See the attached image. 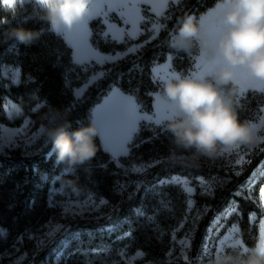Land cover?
Segmentation results:
<instances>
[{
	"label": "trees",
	"instance_id": "16d2710c",
	"mask_svg": "<svg viewBox=\"0 0 264 264\" xmlns=\"http://www.w3.org/2000/svg\"><path fill=\"white\" fill-rule=\"evenodd\" d=\"M214 3L215 0H183L180 5H170L157 38L141 51L107 65L104 70L108 75L90 86L80 100L75 98V89L85 80L74 81L80 69L73 61V49L61 35L32 18L34 3L23 4L12 21L13 26L43 27L45 35L31 47L11 41L0 42V123L20 127L28 118L34 128H39L46 123L43 116L50 107L64 108L70 113L72 127L69 131H72L90 121L93 107L114 87L133 96L141 112L152 113L153 95L162 88L153 80L152 68L171 56L172 69L189 75L199 56L196 48L191 54H185L169 47L178 21L186 14L199 17ZM98 23L100 20L89 24L92 44L104 54L124 51L126 45L123 43L104 42L95 33ZM6 27H0V32ZM4 67L19 70L17 85L8 84L2 78ZM238 99L240 119L257 121L261 115L258 109L264 108V94L248 90ZM7 100L22 110V115L12 121L5 116ZM165 125L146 127L142 124L129 154L118 161L103 148L97 137L95 158L75 175L62 171L64 166L57 163L50 144L43 152L32 156L20 150L0 153V229L6 232L4 238L0 237V264H6L4 255L22 242L25 249L30 250L33 243L27 239V233L57 218L56 211L49 205L51 182L56 177L65 182L72 180L71 187L82 195L105 200L111 211L97 221L68 223L36 255L32 264H126L121 257L123 251L128 255L143 254V260L135 264H209L217 239L233 224L239 226L244 246H254L259 238V221L264 217L257 203L264 185V172L261 171L264 169V143L250 157V163L236 170L225 168L220 161L210 164L205 159L199 168L167 161L153 166L142 176L130 173L129 169L134 166L165 160L172 147ZM238 170L239 175L236 174ZM175 176L191 181L195 188V208L202 211L186 261L168 259L171 234L183 222L188 210L186 192L178 185L161 183ZM199 180L211 185L209 193L203 192ZM217 218L219 224H216Z\"/></svg>",
	"mask_w": 264,
	"mask_h": 264
},
{
	"label": "clouds",
	"instance_id": "9594fccd",
	"mask_svg": "<svg viewBox=\"0 0 264 264\" xmlns=\"http://www.w3.org/2000/svg\"><path fill=\"white\" fill-rule=\"evenodd\" d=\"M90 2L35 0L31 15L49 31L58 32V25L71 27L81 19ZM22 6L23 0H0V27L7 25L0 32V42L31 47L45 35L43 27L13 26ZM209 18L215 26L205 31ZM168 44L185 54L198 49L208 61V71L203 77L176 73L157 93L174 109L165 125L172 145L165 159L174 165L199 168L202 160L217 159L221 149H253L264 143L260 127L241 120L238 113L244 74L252 82L264 81V0H215L199 17L183 16ZM69 115L67 109L50 107L41 131L57 163L64 166L62 171L75 175L95 158L100 130L90 120L69 131ZM66 183L71 186L73 181ZM209 264H264V249L259 241L242 249H218Z\"/></svg>",
	"mask_w": 264,
	"mask_h": 264
},
{
	"label": "rangeland",
	"instance_id": "374dc122",
	"mask_svg": "<svg viewBox=\"0 0 264 264\" xmlns=\"http://www.w3.org/2000/svg\"><path fill=\"white\" fill-rule=\"evenodd\" d=\"M28 2H32L35 4V0H28ZM28 2H26V3H28ZM106 7L107 6H105V8ZM140 7L142 9L143 15H145L146 17H149V16L154 17V13L151 12L150 10H148L149 9L148 5H141ZM167 9H165V12L167 11ZM109 18H110V21L116 23L118 27H124V28H130L131 27L130 25H123V23L119 20L118 14H116V13H110ZM163 18L164 17L160 18V22L163 21ZM97 20H100V23H98V25L95 27V30H94L95 33H97L98 36L102 40H104V42H106L108 40L113 41L111 39V36H109L107 39H104L101 36V32L106 30V25L103 24V18L102 17H95V18H93L87 22L86 29H85V32L87 34L86 35V41H87L88 46L92 50L99 52L101 55H115L116 53L115 54L101 53L92 44V42H91L92 33L90 30L89 24L92 21H97ZM102 26L104 28L101 30ZM214 26H215L214 22L209 18L205 22L204 30L205 31H212ZM149 27H150V24H142L141 25L142 29H147ZM56 33L61 35L62 38L67 42V44L73 49V61H74L75 65L80 69V71L76 73L74 81L77 82V81H80L81 79L85 80L84 84L81 87H78L75 89V91H76L75 92V98L80 100L83 97V95L85 94V92L87 91V89L90 86H92L93 84L97 83L98 80L101 79V78H99L95 82H93L92 76L94 74H99V72L104 70V68L107 65L115 64L116 62L120 61L121 59L116 60V61L106 62L103 66L97 65L94 60L89 61L88 62L89 71L87 73H85L82 71V68L84 67V65H79L76 63L77 48L70 41V39L65 35L64 31H60V32H56ZM158 34H155L156 38H157ZM142 36H145L144 39L142 41H138L139 38ZM148 36H149L148 32L145 31L144 34L139 36L136 41H127V38H126V42L123 43L124 45H126V48L124 51L127 50V47L129 46V44L143 42V41H145V39ZM151 41H153V40H151ZM124 51H121V52H124ZM166 63H167V60L164 63L159 64V65H164ZM197 64H201V68L198 69L196 67ZM205 65H208V61L206 58L202 57L199 53V56L196 58L194 68L190 72L189 75H192L193 73H197V72H203ZM156 67H157V65H155L152 68V78H153V80L158 82L162 87L163 82L165 80L171 78L170 74L174 70L171 67L170 69H168L166 71H161L159 73V75H157V73H155L153 71V69ZM174 72L177 73L176 71H174ZM1 75H2V78L8 84H11V85H17L20 81L19 70L16 68H13V67H4L2 69ZM14 78L16 80H18V82H13ZM162 78H167V79H162ZM250 83L254 84V87H249ZM261 86L262 85L260 84L259 81L249 82L244 77H242L241 83L239 86L240 95L238 96V98H241L248 90L257 91L256 89H258ZM115 91H119L124 96H131V95L123 93L117 87L112 88L107 93V95L102 98L101 102L93 107V109L91 110V113H90V120L93 121L100 130V134L98 137H99V140H100L103 148L111 155V157L114 160L118 161V159L120 157L127 156V155L117 156V155H114L113 152L109 150L108 144L106 143L105 135L102 134V131L105 130L103 125L106 121V115H105L104 110H101L98 113V119H97V109L100 108L104 104V102ZM77 92H80L81 94L77 95ZM131 97L137 106L135 98L133 96H131ZM13 105L15 106V108L12 107ZM165 105H171V102H169L166 98H164L160 95H157V93H155L153 95V111H152V113H148V114L149 115H155L157 113L163 112ZM17 108L20 109L19 106L17 104H15L13 101H11V100L6 101L4 111H5V116L9 121H12V120H14V119H16L22 115V110L20 109V113L18 114L16 111ZM137 108L139 109L138 106H137ZM139 111H140V109H139ZM143 113H145V112H141V114H143ZM26 121L28 122V128H27L26 133L23 136H10V133L12 131L23 128ZM165 123H167V120L162 121V123L160 125H155V124L150 125L146 121H141L139 123V131L141 129L142 124H144L146 127H148V126L152 127V126H161V125H164ZM253 123L257 124L260 127V134L264 135V127L260 126V117L258 118L257 121H255ZM0 125H3L5 128L9 129V132L0 131V137H4L5 144H6V147L0 153H7V152L12 151V150H20L24 155L32 156V155H36V154L43 152L49 145V144H46V142H45V138H44L43 133L41 131V126L39 128H34L32 122L28 118H26L24 120L23 124L20 127H10V126H6L2 123H0ZM139 131L133 134V139H132L131 143L126 144L125 147H127L128 149L131 147V145L135 141L136 137L138 136ZM32 135H35L37 137V140L34 143L30 142ZM9 138L15 142L11 146H7V142L9 140ZM260 145L256 148H253V149H248L244 146H241L240 148L235 149V150L221 149L222 154L217 159L208 160V161L210 162V164H215L216 162L220 161V162L225 164V168H227V169L230 168L231 170H236V169L243 167L245 165V164L244 165H236L234 163L236 158L239 155H243L246 160H249L250 157L260 147ZM221 160H224V161H221ZM163 162H167V160L165 159V160H161V161L150 163V164H141L138 166H134L131 169H129V171H130V173H132L134 175L142 176V175L146 174L153 166H155L159 163H163ZM137 168L141 169V171H139V172L136 171L135 169H137ZM173 178L179 179L182 182L187 181L188 184L187 185H184L183 183H181V184L164 183V184H166V185H170V184L171 185H178L182 189L187 187V186H190L195 190L191 181H189L185 178H182V177L175 176V177H172V178L165 180V181H169ZM198 182H199L201 188L203 189L204 193H209L211 191V185L210 184H207V183L203 182L202 180H199ZM263 187H264V185H263ZM186 194L188 195V201L189 200L194 201L193 196H194L195 192H194V194H191V195H189L187 192H186ZM259 196H260V192H259ZM258 200H259V197H258ZM101 201H104L105 203H101ZM49 205L56 211L57 218L55 220L51 221L50 223L42 226L41 228H38V229L31 231V232H28L26 237L29 241H31L33 243L32 248L30 250L25 249L26 246L22 242L19 246H17L14 249V251L4 255L3 259H5L6 264H32L36 255L39 252H41L48 244H50L55 239V237L68 225V223L74 222V221H89V222L90 221H97L101 218L107 217L111 211V207L107 204V202L105 200L96 199L92 196L82 195L79 191L72 188L65 181H63L60 177L54 178L51 182V188L49 191ZM201 214H202V211H199L195 208V201H194V207H192L191 210H189V207H188L187 215H186L185 219L180 224V226L176 230H174L171 234L172 248L168 254L169 260H171V261L177 260V259H181L183 261L187 260L184 257H185V255L187 256V252H188V249L190 246L192 234H193V231H194V228H195L197 221L200 219ZM197 217H199V218H197ZM261 220H264V217ZM234 227L237 228L238 231L231 233L232 239L229 241H226L224 244H221V241H223L224 238L230 234L231 230ZM49 233H51L52 235H49ZM5 236H6V232L2 230V233H0V237L4 238ZM186 238L188 240V243L186 246L182 247L178 242L180 240H185ZM234 240L241 241V244L237 245L236 247H232L231 246L232 241H234ZM258 241H259V238H258ZM244 247L245 246H244L242 239H241L239 226L237 224H233L229 229H227L226 233L222 237L217 239V241L215 243L213 255L217 252L218 249H222V248H225V249H232V248L242 249ZM138 253L139 252L128 255L127 252L123 251L121 253V257H122V260L126 264H135L137 262H141L143 260V257H144L142 255V257H140V258H135V257H137Z\"/></svg>",
	"mask_w": 264,
	"mask_h": 264
},
{
	"label": "snow or ice",
	"instance_id": "6c2138e0",
	"mask_svg": "<svg viewBox=\"0 0 264 264\" xmlns=\"http://www.w3.org/2000/svg\"><path fill=\"white\" fill-rule=\"evenodd\" d=\"M28 2V0H23V4ZM40 2H44V0H40ZM183 0H91V2L87 5L86 14L79 19L74 25L71 27H63L62 25L57 26V31H64L65 35L70 39V41L77 48L76 53V63L79 65H84L82 71L87 73L89 71V61H95L97 65L103 66L106 62L116 61L127 57L128 55L137 53L141 51L144 47L147 46L151 40L156 39V35L161 29L164 27V24L160 22V18L166 17L165 9H167L170 5L177 6L182 4ZM141 5H148L151 12L154 13V17H146L142 14ZM105 6H107L105 8ZM110 13L118 14L119 20L123 23V25H130V28L118 27L116 23L111 22L109 18ZM95 17H102L103 24L106 25V30L101 32V36L104 39H107L111 36V39L117 43H125L126 38L127 41H136L139 36L143 35L144 32H148L149 36L143 42L129 44L127 50L124 52H118L115 55H101L99 52L92 50L86 41V25L87 22ZM142 24H150V27L147 29H142ZM167 63L164 65H157L156 68L153 69L157 75L161 71H166L172 67V57L169 56L166 58ZM196 67L201 68V64H197ZM208 65L204 66L203 72L193 73L192 75L203 77L207 74ZM176 73L173 71L170 75L171 78L174 77ZM108 73L104 70L100 71L99 74H94L92 76V81L95 82L97 79L107 76ZM249 82L246 74L243 76ZM167 79V78H162ZM13 82H18L14 78ZM262 85L257 91L261 94H264V81H259ZM87 83V82H86ZM249 87H254V84L250 83ZM80 92H77V95H80ZM158 98V97H157ZM12 107L15 108L13 105ZM104 110L106 115V121L103 125L104 131L102 134L105 135L106 143L108 144L109 150L113 152L114 155H128L129 149L125 147L126 144L131 143L133 139V134L139 131V123L141 121H146L148 124L160 125L162 121L167 120L173 114L172 105H165L163 112L157 113L155 115H149L148 113H143L139 111L135 102L133 101L131 96H124L119 91H115L112 95L104 102V104L97 109V119L98 113ZM17 113H20V109H16ZM260 115V126L264 127V108L258 109ZM99 122V121H98ZM28 128V122H25L23 128L12 131L10 136H23ZM0 131L9 132V129L5 128L3 125H0ZM37 137L32 135L30 142H35ZM14 141L10 138L7 142V146H11ZM6 147L4 137H0V152L4 150ZM236 165H244L250 163L249 160H246L243 155H239L234 161ZM136 171H141V169L137 168ZM264 172V169L261 170ZM237 175L240 174V170L236 172ZM161 183H175L187 185V181H180L179 179L173 178L169 181H162ZM189 195L194 194L195 190L187 186L183 188ZM101 203H105L101 201ZM257 203L261 207V211L264 212V187L260 189V196ZM189 210L194 207V201H188ZM236 209L233 208V212ZM228 214H232L229 212ZM199 218V217H197ZM252 219L255 220V214H252ZM216 224H219V218L216 220ZM238 231L237 228H233L228 236L221 241V244H224L226 241L232 239L231 233ZM2 233V230H0ZM49 235H52L49 233ZM182 247L186 246L188 243L187 238L185 240H180L178 242ZM259 243L261 248L264 249V220H260L259 222ZM241 241L234 240L232 241V247H236L240 245ZM143 254L138 253L137 257H142ZM134 258V259H135ZM187 259V256L184 257ZM22 259V258H21Z\"/></svg>",
	"mask_w": 264,
	"mask_h": 264
},
{
	"label": "crops",
	"instance_id": "0c3cea01",
	"mask_svg": "<svg viewBox=\"0 0 264 264\" xmlns=\"http://www.w3.org/2000/svg\"><path fill=\"white\" fill-rule=\"evenodd\" d=\"M76 92V91H75Z\"/></svg>",
	"mask_w": 264,
	"mask_h": 264
}]
</instances>
